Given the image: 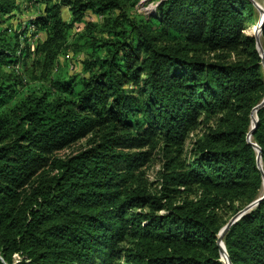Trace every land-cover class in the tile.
I'll return each mask as SVG.
<instances>
[{
  "label": "trees",
  "instance_id": "16d2710c",
  "mask_svg": "<svg viewBox=\"0 0 264 264\" xmlns=\"http://www.w3.org/2000/svg\"><path fill=\"white\" fill-rule=\"evenodd\" d=\"M38 1L33 50L0 26V264H224L218 233L262 185L246 139L264 97L253 0H157L147 17L139 0ZM17 7L0 0V22ZM87 11L102 20L80 38L82 73H53ZM30 54L46 85L18 90ZM256 117L264 172V105ZM222 241L231 264H264V198Z\"/></svg>",
  "mask_w": 264,
  "mask_h": 264
},
{
  "label": "rangeland",
  "instance_id": "374dc122",
  "mask_svg": "<svg viewBox=\"0 0 264 264\" xmlns=\"http://www.w3.org/2000/svg\"><path fill=\"white\" fill-rule=\"evenodd\" d=\"M33 1V0H32ZM32 1L28 0H15L18 7L15 8L10 15L6 16V20L4 22H0V26H7L9 28V32H22L21 37L27 36V45L29 46L30 50L34 49V45L36 43L41 42L45 38V31L37 30L31 21L38 15L43 12L44 5L42 2L38 1V3L33 5ZM257 11L255 13V17L257 19L256 24L252 27L246 29V32H254L256 34L257 39V50L259 54L264 55V44L261 39V34L258 32V27L262 20H264V13L262 8L264 6V2L262 0H253ZM156 4L157 0H139L136 2L132 13L139 14L144 17H147L151 14H155L156 12ZM61 17L64 21H69L70 19V12L67 7L63 6L60 9ZM102 17L93 13L92 11H87L84 15L83 19L79 23H75L72 27L67 30L68 36V46L64 48L61 53L58 55L55 68L53 69V73H57L61 71L66 73L67 75L72 74H81V60L84 55V51L80 44V38L83 35L86 24L88 23H95L101 22ZM27 27V28H25ZM24 33V34H23ZM24 35V36H23ZM30 43V44H29ZM26 43H23L25 45ZM36 59H32V55L30 54L29 57L25 56L22 61H18L17 65L15 66V74L18 78L21 79V83L17 85L18 90L25 91L29 87H34L36 84L41 83L46 85L45 82H37L32 80L30 77L35 76L38 71L34 69L33 63H35ZM199 129H197L192 134L190 133L187 140L185 141L184 151L185 156L190 155L191 150V142L193 140L194 134H197ZM86 146V139H82L77 143L71 145L70 147L63 149L62 151L57 152L56 154L59 156H67L77 152L78 150L82 149ZM151 162L145 167L146 175L148 180L154 181L158 178L161 167L165 161V159L161 156L158 151H153L150 155Z\"/></svg>",
  "mask_w": 264,
  "mask_h": 264
},
{
  "label": "water",
  "instance_id": "95a60500",
  "mask_svg": "<svg viewBox=\"0 0 264 264\" xmlns=\"http://www.w3.org/2000/svg\"><path fill=\"white\" fill-rule=\"evenodd\" d=\"M264 25V20H262V22L260 23L259 27H258V32H260L261 34V29L263 28ZM256 34H255V39H256ZM256 44H257V39H256ZM261 60H262V65L264 67V57L260 54ZM264 105V97L263 100L261 101L260 104H258L253 110H257L258 108L262 107ZM252 110V111H253ZM257 124V117L255 116V121L254 124L252 126V128L249 130V132L247 133L246 139L247 141L253 146V148L256 151V165L259 168V170L261 171V177H262V183H264V172L262 170V164H261V158H260V149L257 146V144L253 143L251 141V135L253 130L255 129V126ZM264 198V194L259 195L257 197V199H255L253 202H251L250 204H248L245 208H243L242 210H240L237 214H235L219 231L218 236H217V244L220 248V256H221V260L224 264H231L229 257L227 256L223 241H222V235L223 233L228 229V227L230 225H232L233 223H235L237 220H239L243 215L247 214L254 206H256L262 199ZM223 252V254H222Z\"/></svg>",
  "mask_w": 264,
  "mask_h": 264
},
{
  "label": "bare ground",
  "instance_id": "6f19581e",
  "mask_svg": "<svg viewBox=\"0 0 264 264\" xmlns=\"http://www.w3.org/2000/svg\"><path fill=\"white\" fill-rule=\"evenodd\" d=\"M262 56L264 57L263 54H262ZM255 116H256V111L253 110L252 113H251V123H250V128L249 129H251L253 124H254ZM262 194H264V183H262L260 191H259V195H262ZM222 254H223V252H222Z\"/></svg>",
  "mask_w": 264,
  "mask_h": 264
}]
</instances>
